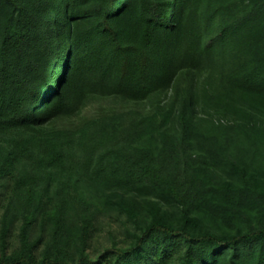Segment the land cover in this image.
<instances>
[{
	"label": "trees",
	"instance_id": "16d2710c",
	"mask_svg": "<svg viewBox=\"0 0 264 264\" xmlns=\"http://www.w3.org/2000/svg\"><path fill=\"white\" fill-rule=\"evenodd\" d=\"M0 264H264V0H0Z\"/></svg>",
	"mask_w": 264,
	"mask_h": 264
},
{
	"label": "rangeland",
	"instance_id": "374dc122",
	"mask_svg": "<svg viewBox=\"0 0 264 264\" xmlns=\"http://www.w3.org/2000/svg\"><path fill=\"white\" fill-rule=\"evenodd\" d=\"M171 94H168L169 97ZM129 109L149 111L152 109L150 103L126 102L117 98H98L89 101L76 114L58 120L55 127H73L83 120L97 117L107 113L122 112ZM198 112V116H203ZM87 198L91 204V211L95 215L94 226L91 229L90 248L92 254H98L107 248L120 247L128 244L131 233L135 232V227L128 223L127 214L116 204L120 198L113 194H104L96 189L86 190ZM123 201L135 206L138 215L143 216L150 209L149 199L124 195Z\"/></svg>",
	"mask_w": 264,
	"mask_h": 264
}]
</instances>
